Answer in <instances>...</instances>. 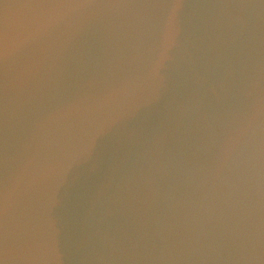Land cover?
Returning <instances> with one entry per match:
<instances>
[{"label": "water", "instance_id": "1", "mask_svg": "<svg viewBox=\"0 0 264 264\" xmlns=\"http://www.w3.org/2000/svg\"><path fill=\"white\" fill-rule=\"evenodd\" d=\"M0 264H264V0H0Z\"/></svg>", "mask_w": 264, "mask_h": 264}]
</instances>
